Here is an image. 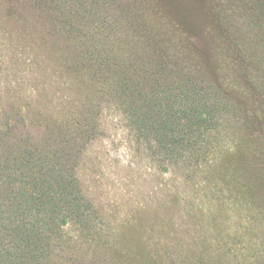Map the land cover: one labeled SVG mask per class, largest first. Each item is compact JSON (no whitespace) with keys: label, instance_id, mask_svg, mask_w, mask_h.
Masks as SVG:
<instances>
[{"label":"trees","instance_id":"16d2710c","mask_svg":"<svg viewBox=\"0 0 264 264\" xmlns=\"http://www.w3.org/2000/svg\"><path fill=\"white\" fill-rule=\"evenodd\" d=\"M45 1L70 44L60 51L52 39H30L20 76L0 53V70L12 67L0 75V264H61L69 260L62 247L91 251L98 226L78 171L91 164L94 141L125 152L129 166L151 159L161 172L200 173L225 157L254 164L232 127L262 128L263 119L249 117L248 87L264 104V0H200L215 56L228 62L220 75L207 69L195 39H139L131 11L121 26L109 21L101 7L113 0L63 11ZM117 26L128 39L112 38ZM26 81L28 113L3 105ZM257 172L249 171L259 179ZM67 231L81 236L66 241Z\"/></svg>","mask_w":264,"mask_h":264},{"label":"rangeland","instance_id":"374dc122","mask_svg":"<svg viewBox=\"0 0 264 264\" xmlns=\"http://www.w3.org/2000/svg\"><path fill=\"white\" fill-rule=\"evenodd\" d=\"M96 1L58 0L52 5L63 11L69 5L97 7ZM107 5L101 8L119 26L122 13H133L131 20L142 26L141 38L133 39H195L207 69L223 74L228 62L215 56L200 0H113ZM53 12L45 0H0V53L15 60V76H20L18 70L28 71L30 39H52L60 51L70 44V37L52 26ZM119 26L112 38L128 39ZM18 88L20 94L3 97L2 104L28 113V81ZM255 89L248 87L249 117L257 125L263 119L262 128L252 133L244 124L232 127L253 150L254 164L243 155L241 162L225 157L219 168L200 173L161 172L153 169L151 159L129 166L125 152H108L106 139L94 141L91 164L78 172L94 204L96 243L87 254V246L62 247L69 260L61 264H257L264 257V114L255 109L264 104ZM251 170L258 171L259 179ZM80 236L78 231L63 234L66 241Z\"/></svg>","mask_w":264,"mask_h":264}]
</instances>
